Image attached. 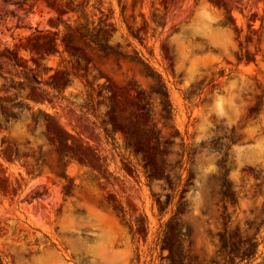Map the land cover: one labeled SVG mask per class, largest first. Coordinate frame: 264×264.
<instances>
[{"label": "rangeland", "instance_id": "rangeland-1", "mask_svg": "<svg viewBox=\"0 0 264 264\" xmlns=\"http://www.w3.org/2000/svg\"><path fill=\"white\" fill-rule=\"evenodd\" d=\"M253 75L264 0H0V264H264Z\"/></svg>", "mask_w": 264, "mask_h": 264}, {"label": "flooded vegetation", "instance_id": "flooded-vegetation-1", "mask_svg": "<svg viewBox=\"0 0 264 264\" xmlns=\"http://www.w3.org/2000/svg\"><path fill=\"white\" fill-rule=\"evenodd\" d=\"M254 27V26H253ZM247 48L252 49L251 51L243 54L244 59L245 57L250 58V61L253 63H258V59L262 57V45L260 44H252L249 45ZM241 54V57H243ZM240 67V63L237 65V68ZM245 78L252 79L256 82L264 81V77H261L259 75H253V76H244ZM242 76L240 75H234L232 77V81L235 80H241ZM215 88H223L221 85L215 86ZM236 97L239 100V104L246 105V107L242 108V110H264V92L258 93L255 91H242L237 92Z\"/></svg>", "mask_w": 264, "mask_h": 264}, {"label": "bare ground", "instance_id": "bare-ground-1", "mask_svg": "<svg viewBox=\"0 0 264 264\" xmlns=\"http://www.w3.org/2000/svg\"><path fill=\"white\" fill-rule=\"evenodd\" d=\"M247 70H248V72L251 71L250 67H247ZM247 70H246V71H247Z\"/></svg>", "mask_w": 264, "mask_h": 264}]
</instances>
